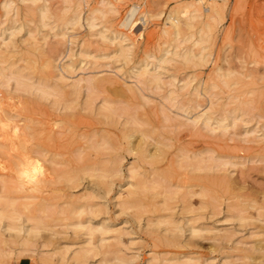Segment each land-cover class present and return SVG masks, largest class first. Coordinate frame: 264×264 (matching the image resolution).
Returning a JSON list of instances; mask_svg holds the SVG:
<instances>
[{
    "label": "rangeland",
    "instance_id": "obj_1",
    "mask_svg": "<svg viewBox=\"0 0 264 264\" xmlns=\"http://www.w3.org/2000/svg\"><path fill=\"white\" fill-rule=\"evenodd\" d=\"M0 100L49 173L0 175V264H264V0H0Z\"/></svg>",
    "mask_w": 264,
    "mask_h": 264
},
{
    "label": "bare ground",
    "instance_id": "obj_2",
    "mask_svg": "<svg viewBox=\"0 0 264 264\" xmlns=\"http://www.w3.org/2000/svg\"><path fill=\"white\" fill-rule=\"evenodd\" d=\"M198 1V0H197ZM200 2V1H199ZM77 3H80V2H78L77 1ZM76 3V4H77ZM201 3V2H200ZM77 5H79L80 6V4H77ZM193 4H189L188 6L189 7H191ZM196 5V4H195ZM78 6V7H79ZM187 6V7H188ZM80 8V7H79ZM79 10V9H78ZM77 10V11H78ZM79 12L80 11H78L77 13H75L74 14V16H73V21L74 22H77L78 20H79ZM92 14V13H91ZM93 16H89L87 19L88 20H90L91 18H92ZM169 18H171L172 20H174V21H177L176 19H175V16L173 15H169ZM72 19V18H71ZM124 35H125V33H123ZM122 36V40H119L118 42H119V44H120V51H121V53L125 56V57H127L126 55V53H128L129 51H130V47H129V45H133V43H134V41H130V42H128V43H126L127 44V46H126V44H124L123 42H127L128 40H131V38L129 39V36L127 35V36ZM124 57V58H125ZM136 70H132L133 72H134V74H133V76L135 75V79L136 80H138V81H140V82H142V83H148V84H154L153 86H155V88H157V87H159V85H157V84H159L158 83V81H159V77L156 75V74H154V73H150L149 72V70H147L146 68H145V66H136V68H135ZM31 70V69H30ZM17 75V74H16ZM18 77V76H17ZM23 77H25V76H23ZM12 78V77H11ZM18 78H20L21 79V77H18ZM19 79V80H20ZM49 79V78H48ZM18 80V79H17ZM42 80V79H41ZM44 80V82H43V84H44V86H45V84H46V79H43ZM21 81H23V80H21ZM20 81V82H21ZM41 82V81H40ZM49 82V81H48ZM19 83V82H18ZM21 84V83H20ZM22 84H24V83H22ZM48 85V84H47ZM95 85V83L94 82H88V84L86 85V87L89 89V90H93L92 91V93H91V96H92V94L94 93V88L95 87H92V86H94ZM25 86H27V85H25ZM24 85H23V87H25ZM40 86V85H39ZM65 86V85H64ZM63 86V87H64ZM70 86V85H69ZM77 86V85H76ZM157 86V87H156ZM42 88H41V91L42 92H44V93H46V92H49V91H47L46 89H45V87H43V86H41ZM53 87L54 86H52V89H53ZM56 87V86H55ZM72 87V88H71ZM70 87V89L72 90H76L75 89V86L72 84V86ZM74 87V88H73ZM90 87H92V88H90ZM57 89H58V87H56ZM87 88H86V90H87ZM19 89V88H18ZM20 89H22V88H20ZM25 89V88H24ZM60 89V88H59ZM58 89V90H59ZM152 89V88H151ZM78 90V89H77ZM53 91V90H52ZM24 92V91H23ZM56 92V91H55ZM60 92V90L58 91V93ZM57 93V94H58ZM62 92H60L57 96H59L60 94H61ZM69 93H75V91L74 92H69ZM90 93V92H89ZM38 94V93H37ZM44 95V94H43ZM48 95V94H47ZM88 96H89V94H87ZM61 96H62V94H61ZM75 97V96H74ZM37 98V97H36ZM59 98V97H58ZM62 98V97H61ZM93 98V97H92ZM86 99H89V98H86ZM91 99V98H90ZM62 100H63V98H62ZM92 100V99H91ZM91 100H88V101H91ZM57 102V101H56ZM87 102V101H86ZM92 102V101H91ZM90 103V102H89ZM89 103H87L88 105H86L85 104V106H87V108L89 107V108H91V105H89ZM183 103H185V102H183ZM187 103V102H186ZM71 104H73V103H71ZM92 104V103H91ZM182 106H184V104H182ZM181 107V106H180ZM180 107H178V108H180ZM185 107H187V106H185ZM86 108V107H85ZM88 108V109H89ZM183 108V107H182ZM87 110V109H86ZM109 110H110V108H109ZM112 110V109H111ZM136 111V110H135ZM9 112V111H8ZM7 111H5L4 110V108L2 107V102H1V100H0V172H1V176H2V172H4L5 173V175H8L9 173H10V171L8 172V173H6L7 171V169H9V167H18L19 168V173L20 174H22L21 176H23V174L27 177V178H29V177H31V178H34V177H36V178H38V175L37 174H42L44 177L42 178L41 176L39 177V178H41L39 181H38V183L39 184H41L42 182H46V181H48L49 180V173H48V171L47 170H43V166H42V164H41V158H42V156L44 155H42L40 152H42L41 150L39 151V152H37L36 150V153H40L39 155H41L40 157H39V155L37 156V154L36 155H31V154H29L26 150H25V148H24V142L25 141H27L28 139V136H26L25 137V139H24V135H22V133H21V131H23L22 129L20 130V127H16V126H14V124H13V120H11L12 119V116H11V114L10 113H8ZM103 114V113H102ZM108 114H110V113H108ZM15 115V114H14ZM106 115V114H105ZM111 115V114H110ZM112 117V116H111ZM23 122V121H22ZM27 121H25V123H26ZM25 123H24V125H25ZM205 123H206V121H205ZM54 125V124H53ZM57 125V124H56ZM65 125V124H64ZM28 126V125H27ZM29 129H30V127H29ZM33 129V128H32ZM53 129V128H52ZM146 130V129H145ZM149 130V129H148ZM52 131V130H51ZM23 133H26V132H23ZM34 133V132H33ZM29 134H31V133H29ZM134 135V134H133ZM37 136H38V134H37ZM105 136V135H104ZM130 137V136H129ZM23 138V139H22ZM44 139V138H43ZM24 140V141H23ZM29 141H30V139H29ZM142 141V140H141ZM26 143V142H25ZM28 143V142H27ZM27 143H26V145H27ZM101 143V142H100ZM32 146V148L35 146L34 144L32 145V144H30V147ZM14 147H17L18 149L20 148V150L22 149L23 150V153H22V155H16V154H14V153H16L17 151H14V149H17V148H14ZM97 147V146H96ZM28 149V148H27ZM34 149H35V147H34ZM20 150H18V151H20ZM145 150V149H144ZM34 150L32 151V152H35ZM110 151H112V150H110ZM46 153V152H45ZM51 153V152H50ZM35 154V153H34ZM53 154V153H52ZM97 154V153H96ZM51 155V154H50ZM72 155V154H71ZM52 156V155H51ZM73 156V155H72ZM78 156V155H77ZM39 157V158H38ZM53 157V156H52ZM45 158V157H44ZM44 158H42V159H44ZM103 160H106V159H103ZM151 161V160H150ZM213 161V160H212ZM53 162V161H52ZM108 163V162H107ZM199 163V162H198ZM210 163V162H209ZM218 163V162H217ZM51 164H53V163H51ZM191 165H192V163H191ZM89 166V165H88ZM112 166V165H111ZM190 166V165H189ZM198 166V165H197ZM209 166V165H208ZM12 167V168H13ZM66 167V166H65ZM82 168V167H81ZM45 169V168H44ZM52 169V168H51ZM50 169V170H51ZM77 169V168H76ZM105 169H107V168H105ZM13 169H11V171H12ZM52 170H54V169H52ZM87 170V169H86ZM85 170V171H86ZM6 171V172H5ZM106 171L107 170H105V173H106ZM91 171H89V173H90ZM93 172V171H92ZM104 172V171H103ZM12 173V172H11ZM13 174H16V172L15 173H13ZM70 174V173H69ZM98 174V173H97ZM97 174H95V175H97ZM101 175H102V172L100 173ZM10 175L11 174H9L8 175V177H10ZM36 175V176H35ZM59 175V174H58ZM84 175V174H83ZM100 175V176H101ZM0 176V177H1ZM18 176V175H17ZM24 176V177H25ZM34 176V177H33ZM51 176H55L54 174H51ZM68 176H70V175H68ZM99 176V177H100ZM7 177V178H8ZM53 177H51L52 179H50V180H53ZM58 178V176L56 175L55 177H54V179L55 178ZM95 177V176H94ZM3 177H1V179H2ZM11 178H13L12 177V175H11ZM16 178V177H15ZM15 178H13V179H15ZM65 178H68V177H65ZM70 178H73V177H70ZM0 179V180H1ZM61 179V178H60ZM74 179V178H73ZM3 180H6L5 178L4 179H2V183H4L3 182ZM11 180V179H10ZM23 180H25V179H23ZM31 180H34V181H36L37 179H31ZM30 180V181H31ZM57 180H59V179H56V181ZM62 180V179H61ZM67 180V179H66ZM72 180V179H71ZM29 181V182H30ZM60 181V180H59ZM69 181V180H68ZM7 182H9L8 180H7ZM14 182H16V181H14ZM18 182H20V181H18ZM24 182V181H23ZM41 182V183H40ZM51 182V181H50ZM53 182V181H52ZM55 182V181H54ZM67 182V181H66ZM69 182H71V181H69ZM103 182H105L104 180H103ZM6 183V182H5ZM13 183V182H12ZM44 183H42V184H44ZM58 183V182H57ZM226 183V182H225ZM47 184H49V183H47ZM3 185V184H2ZM1 185V186H2ZM4 185H8V184H4ZM35 185H37V184H35ZM105 186V185H104ZM5 187H7V186H4V188L2 187V189H5V191L7 190ZM37 187V186H36ZM41 187H43L42 185L39 187V189L41 188ZM146 187V186H145ZM8 188V187H7ZM38 188V187H37ZM9 190V189H8ZM7 190V191H8ZM225 190V189H224ZM0 191H3V190H0ZM4 191V192H5ZM10 191H12V190H10ZM13 192V191H12ZM132 192V191H131ZM3 194V193H2ZM142 195V194H141ZM4 196V195H3ZM2 196V197H3ZM5 197V196H4ZM3 197V198H4ZM10 200V199H9ZM0 201V243H2V244H6L7 242H5L6 240L5 239H1V238H3L2 236H3V230H5V231H7L8 232V236H10L11 237V235L13 236V238H16V236H14V233H11L13 230H16L15 228H16V226L11 222L12 221V218H11V215H10V213L14 210H12V211H10V213H9V211H8V207H9V205H11V204H8V203H11V201ZM17 204V203H16ZM76 207V206H75ZM9 210H11V209H9ZM82 209L80 208V206H77L76 208H73L70 212L73 214H78L80 211H81ZM14 212H16L15 210H14ZM14 212H12V213H14ZM29 215H31V214H29ZM24 217H26V216H24ZM18 218V217H17ZM2 219H4V220H6V222L5 223H3V222H1L2 221ZM33 218H31L30 220L32 221V222H35L34 221V219L32 220ZM15 220H18V219H14V221ZM23 219H21V221H22ZM89 220V219H88ZM20 221V220H19ZM44 222V221H43ZM79 222V221H78ZM82 223V222H81ZM34 224V223H33ZM41 224V223H40ZM40 224H38V225H40ZM80 223H78V224H75V225H79ZM44 225H46V224H44ZM82 225V224H81ZM80 226V225H79ZM29 227H32V225H27L26 227L25 226H21V227H19L18 228V231H19V233H27V232H29V231H27L28 229H29ZM50 227V226H49ZM84 227V226H83ZM90 227H86V229H89ZM42 229V228H41ZM40 229V230H41ZM92 229V228H91ZM101 229V228H100ZM12 230V231H11ZM29 230H32V231H30L29 233L31 234V233H33V234H36V233H38V231L37 232H33V229L31 228V229H29ZM93 230V229H92ZM35 231V230H34ZM87 231H89V230H87ZM91 231V230H90ZM91 233V232H90ZM91 235V234H90ZM18 236H20V235H18ZM7 237V236H6ZM5 237V238H6ZM20 238V237H19ZM25 238H28V237H25ZM24 238V239H25ZM21 239H23V237H21ZM20 239V240H21ZM89 239V238H88ZM87 240V239H86ZM88 241V240H87ZM91 241V240H90ZM11 242V241H10ZM26 243V241L24 242V241H22V243H20V245H22V244H25ZM80 248H78V250H76L75 252H74V254L72 255V259H73V264H85V262H84V258H85V256H86V254L87 253H89V252H91V249H89V248H87L86 246H79ZM3 249V248H2ZM2 249H0V262L1 263H4L5 262V259H4V257H7V256H9V255H11V250L10 251H7V252H4V251H2ZM5 250H7V249H5ZM103 256V255H102ZM95 264H99V263H95ZM103 264H105V263H103Z\"/></svg>",
    "mask_w": 264,
    "mask_h": 264
}]
</instances>
